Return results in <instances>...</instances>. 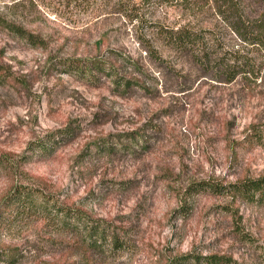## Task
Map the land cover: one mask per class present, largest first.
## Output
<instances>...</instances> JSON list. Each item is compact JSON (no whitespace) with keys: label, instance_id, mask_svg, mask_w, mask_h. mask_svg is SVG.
<instances>
[{"label":"rangeland","instance_id":"obj_1","mask_svg":"<svg viewBox=\"0 0 264 264\" xmlns=\"http://www.w3.org/2000/svg\"><path fill=\"white\" fill-rule=\"evenodd\" d=\"M242 7L225 0H0V249H21L18 264H171L212 255L264 264V202L233 190L264 176V143L252 141L254 133L264 136V49L254 39L264 4L244 0ZM5 22L43 45L16 38ZM161 28L202 35L205 43L192 49L214 58L241 53L259 74L219 82L189 54L159 44ZM148 41L170 68L148 58ZM125 58L145 76L133 74ZM95 60L140 77L148 90L117 91L108 72L91 74ZM70 124L80 127L75 140L30 159L31 143ZM17 186L121 228L124 246H90L40 214L2 226Z\"/></svg>","mask_w":264,"mask_h":264},{"label":"trees","instance_id":"obj_2","mask_svg":"<svg viewBox=\"0 0 264 264\" xmlns=\"http://www.w3.org/2000/svg\"><path fill=\"white\" fill-rule=\"evenodd\" d=\"M171 1V0H164ZM228 1V2H227ZM244 0H225L229 6L233 9L241 11L242 3ZM259 3L264 4V0H257ZM237 2V4H236ZM240 6V7H239ZM262 20L258 21V32L254 39L257 44L264 49V24ZM4 27L10 31L16 38L24 40L34 47H40L43 45V40L25 30L24 28L14 23H4ZM158 33L161 35V41L159 44L169 47L174 52L181 54H189L192 57L193 62L198 65L204 72H213L217 81L223 83H232L237 77L241 76L245 79L258 76L259 69L256 64L249 58L243 56L241 53L224 55V57H216L206 49H200V51H194L192 48L201 42L205 43V39L202 35L191 32L185 28L173 29V28H161ZM158 41V40H157ZM195 44V45H194ZM203 45V44H202ZM200 45V46H202ZM147 56L152 61L158 63L161 67H165L167 63L165 57H163L152 43L148 41ZM125 62L129 65V69L133 74L138 76H145V72L141 68L140 64L130 58H125ZM72 66V65H71ZM167 67V66H166ZM77 68V66H76ZM84 70L83 68H81ZM89 71L91 74L99 75V73L108 72L111 78L112 84L117 91L124 90L126 92L133 88H141L148 90L145 81L140 77H126L121 76L118 71L117 64L106 63L99 60L91 61ZM95 77V76H94ZM78 125L74 126L70 124L64 129L57 130L47 134L39 141L33 142L30 145V152L32 157L30 159H38L50 157L54 155L61 147L71 143L78 135ZM254 142H263L264 136L259 133H254ZM135 138L130 139L131 142H135ZM3 160L0 159V168L3 167ZM192 188V187H191ZM235 193L242 195L248 201L264 202V176L258 179L246 180L242 183L233 185ZM22 214H40L44 215L48 221L55 222L61 225L66 230L82 237L83 242L90 246H101L105 243H111L119 249L124 246V234L118 229L112 226L109 222L103 220H96L88 217L84 213L74 210L72 208L60 205L53 196L46 194L43 191L26 186H17L13 192L7 197L6 210L3 212L2 226L12 221ZM251 241V238H248ZM25 257L24 252L18 248H1L0 259L4 264H18ZM196 264H201V260L205 261V264H235L232 258L220 257L217 255L207 256L201 258V256H189L175 259L171 264H178L177 262L190 263L191 259ZM188 260V261H186ZM202 261V262H203Z\"/></svg>","mask_w":264,"mask_h":264}]
</instances>
